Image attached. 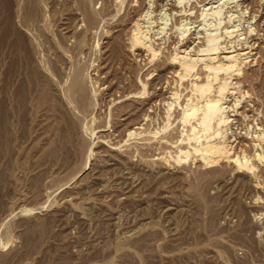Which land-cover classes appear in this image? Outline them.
I'll list each match as a JSON object with an SVG mask.
<instances>
[{
    "label": "rangeland",
    "instance_id": "374dc122",
    "mask_svg": "<svg viewBox=\"0 0 264 264\" xmlns=\"http://www.w3.org/2000/svg\"><path fill=\"white\" fill-rule=\"evenodd\" d=\"M230 48L217 77L174 58ZM224 81L230 118L203 130ZM263 155L264 0H0V264H264Z\"/></svg>",
    "mask_w": 264,
    "mask_h": 264
},
{
    "label": "bare ground",
    "instance_id": "6f19581e",
    "mask_svg": "<svg viewBox=\"0 0 264 264\" xmlns=\"http://www.w3.org/2000/svg\"><path fill=\"white\" fill-rule=\"evenodd\" d=\"M215 11V10H214ZM218 11H219V9H218ZM92 13V12H91ZM94 13V12H93ZM90 16H91V14H90ZM89 16V17H90ZM93 16H94V14L92 15V17L91 18H93ZM147 18V17H146ZM136 23H138V22H136ZM147 29L146 28H144V24H142V23H138L137 24V27L135 28V30H134V32H132V39H133V43H137V44H140L145 50H147V51H149V52H151L152 50H153V44H151L152 42H150V38H149V35H148V33H147V31H146ZM215 32V31H214ZM214 32H211L212 34H207V36H208V42H210L209 44H211L212 45V48L214 49V48H216L219 44H216L218 41H217V39H219V37H218V35H219V33L216 35ZM210 33V32H209ZM214 33V34H213ZM208 42H207V44H208ZM219 43V42H218ZM139 45V46H140ZM153 45V46H152ZM141 47V48H142ZM202 47V46H201ZM204 47H206V46H204ZM204 47H202V48H204ZM208 47H210L209 45H208ZM207 47V48H208ZM211 48V49H212ZM217 48H219V46L217 47ZM155 49H156V47H155ZM153 50V52L154 51H156V50ZM204 49H206V48H204ZM208 49H210V48H208ZM207 49V50H208ZM151 50V51H150ZM196 50V49H195ZM187 51V50H186ZM205 51V50H204ZM247 51V50H246ZM245 51V52H246ZM178 52V51H177ZM245 52H241V51H233V50H231V48H230V50H225L224 52H223V55H222V59L220 60L219 58H218V61H215V60H213V56H210V58H208V60L207 59H205V56L203 55H200V54H188V53H185V52H179V53H177V54H175V56H174V58L178 61V63H180V65L182 66V68L185 70H183V72H185V74H187V73H189V72H191V70L193 69V67L197 64V63H199V62H201L202 64H203V66H204V68H206L207 70H208V72H209V75H211V76H214V77H217L218 76V71H220L222 68L225 70H230L231 68H234L233 66H235V64L237 63V61L239 60V59H241V58H244L243 57V55L244 54H242V53H245ZM247 53H248V51H247ZM246 55V54H245ZM207 56H208V54H207ZM216 56V55H215ZM209 57V56H208ZM221 57V56H220ZM249 57V56H248ZM247 58V57H246ZM243 60V59H242ZM247 59H245V61H246ZM239 62V61H238ZM198 65V64H197ZM200 65V64H199ZM239 67V66H238ZM195 68V67H194ZM196 69V68H195ZM222 69V70H223ZM240 69V68H239ZM204 70V69H203ZM225 70V71H226ZM233 70V69H232ZM189 71V72H188ZM187 72V73H186ZM208 72H207V74H208ZM162 73V72H161ZM233 73V72H232ZM197 74V73H196ZM229 74V73H228ZM73 75V74H72ZM235 75V74H234ZM208 77V76H207ZM212 79V78H211ZM211 79H210V77H209V79H207V81H205V82H202V83H199V82H195V88L198 90L197 92L199 93H201L199 96H204V94H206L207 92H209L210 90H211V88H212V81H211ZM213 80V79H212ZM215 80V79H214ZM229 80V79H228ZM231 82H229V84H230ZM193 84H194V82H193ZM73 85H74V82H73ZM219 86H218V93H219V95H217V96H214V95H211L210 93V95L211 96H208V94H207V97L205 98V101L204 100H202V101H204V104H203V114L202 115H199L200 113H198L199 112V109L201 110V104L199 103L198 104V102H193V101H188L187 103H186V105L185 106H183L184 107V112L182 113L183 114V120L185 119L186 121L187 120H190L191 121V117L193 118V117H195L196 115H199L198 117H199V119H196V120H198L197 122V124H199L200 125V127L203 129V130H209L210 129V127L212 126V124H213V120H214V118H217L216 120H217V124H221V123H226L228 120H229V118H230V116H228L227 115V113L225 112L226 110V106L228 105V103H227V105L224 103L226 100L224 99L223 100V97H225V95L224 94H226L225 92H227V91H225L227 88H229V86H228V84H227V81H224V82H222V83H220V84H218ZM196 91V90H195ZM212 91V90H211ZM196 93V92H195ZM192 95V94H191ZM202 96V97H203ZM202 97H201V99H202ZM205 97V96H204ZM191 98V97H190ZM199 99V98H198ZM204 99V98H203ZM188 100V99H187ZM194 100V99H193ZM199 102H200V100H198ZM216 122V121H215ZM193 125H191L192 126V131L190 132V133H188L187 135H186V138L190 141V139L191 138H196V137H198L197 136V134H196V131H195V129L196 128H198L197 127V124H194V123H192ZM198 125V126H199ZM213 126H214V124H213ZM212 126V127H213ZM216 126V125H215ZM221 126V125H220ZM211 127V128H212ZM85 130V129H84ZM201 130V129H200ZM195 131V132H194ZM213 131V130H212ZM198 132H199V130H198ZM202 132V131H201ZM209 132V131H208ZM218 132H220V130L218 131V129H217V133ZM206 133H207V131H206ZM205 133V134H206ZM214 132H212V134H213ZM216 133V132H215ZM184 134V133H183ZM262 134V133H261ZM185 135V134H184ZM200 135V134H199ZM204 135V134H203ZM207 137V136H206ZM260 137V136H259ZM201 137H199V138H197V139H200ZM256 139V138H255ZM86 140V139H85ZM195 140V139H194ZM82 141V140H81ZM86 142H87V140H86ZM197 142V141H196ZM228 142V141H227ZM190 143V142H189ZM231 144V143H230ZM258 144V143H257ZM189 146H190V144H189ZM231 146V145H230ZM230 146H229V144H227L225 141H223L222 139L221 140H210V139H207V141H199V143H195V144H192V147H193V149H192V152L193 151H195L197 154H200V155H202L201 157H204V159H205V161L207 160V161H210L211 162V160H213V161H215V159H218V158H225L226 157V159L227 158H229V157H231L233 154H230V150H231V148H230ZM233 148V147H232ZM180 155H178L179 156V159H181L183 156H190L189 154L191 153L190 152V150H185V149H183V148H181L180 149ZM245 153V152H244ZM261 153V152H260ZM263 154V153H262ZM259 155V154H258ZM239 156V155H238ZM238 156H236L234 159H237L238 161H239V163L240 164H246L247 166L249 165V164H247V163H250V161H248V158L246 159V158H244V159H242L243 161H241V157L239 158ZM243 157H245V155H243ZM262 157H264V155L262 156ZM230 159H232V158H230ZM250 160V159H249ZM209 163V162H208ZM238 163V164H239ZM245 165V166H246ZM250 166H251V164H250ZM250 166H248L249 168H250ZM253 166V165H252ZM251 169V168H250Z\"/></svg>",
    "mask_w": 264,
    "mask_h": 264
}]
</instances>
